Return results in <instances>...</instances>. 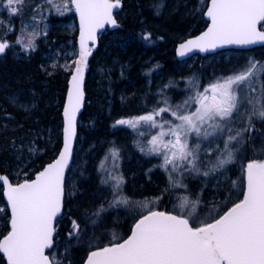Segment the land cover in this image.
Segmentation results:
<instances>
[{"label":"trees","instance_id":"obj_1","mask_svg":"<svg viewBox=\"0 0 264 264\" xmlns=\"http://www.w3.org/2000/svg\"><path fill=\"white\" fill-rule=\"evenodd\" d=\"M206 4L207 0H122V9L117 17L119 28L107 30L99 36L86 71L85 104L79 119L72 168L65 183L64 213L56 225L54 245L63 251L61 264H83L86 255L93 249L114 242V236L122 240L129 234L131 225L144 214L138 206L131 209L132 188L134 203L148 197L158 199V210L182 214L171 206L174 202L172 198L178 192L175 183L170 182L169 176L165 177V170L159 169L157 158H148L142 152L144 149L140 151L137 146L145 140L138 141L144 138L139 137L142 130L134 129V142L130 144L132 135L116 121L152 114L167 107L170 111L160 113L156 119L164 121L161 124L168 129L172 125V111L182 103L180 96L187 76L201 89L214 74L213 77L226 74L225 71L217 73V68L209 62L213 58L211 56L197 57L188 69L181 67L175 59L176 43L197 35L206 27L203 19ZM23 5L24 2L20 6ZM67 20H74L71 8L63 17H51L52 22ZM56 37L68 39L66 34H57ZM75 37L76 32L71 35L73 43ZM49 45L37 41V48L27 54L16 46L15 51L0 58V175L8 177L14 184L32 179L56 157L61 146V111L72 63L67 67H62L61 62L53 66L50 55H46ZM234 53L264 62V49ZM243 61L248 64L249 60ZM249 87L255 90L251 96H260L264 92V76H259ZM20 103L26 109L16 106ZM193 108H190V113ZM245 113L248 116V111ZM253 123V131L244 135L254 137V141L249 140L236 154L242 165L262 155L264 121L253 119ZM246 126L238 124L231 134ZM146 131L145 137H148ZM189 142L190 146L196 144L191 140ZM24 143L33 149L30 152L20 150L19 146ZM132 144L134 181L131 168H126L131 166L128 157L131 156ZM136 155L140 156L139 161ZM105 161L111 162L108 164L112 167L110 172L103 167ZM199 161L197 159L196 162ZM233 168L237 189L224 202L226 191L222 187L214 190L216 183L212 180L203 182L202 176L184 178L189 187L182 191L186 192L188 200L193 201L197 197L200 200L196 208L199 216L203 212L211 213L210 218L222 214L241 199L244 184L242 169L240 165ZM110 175L120 177L118 179L122 183L119 188L114 186L113 189L111 182L113 184L114 181L109 179ZM71 176L77 187L73 193L69 190ZM105 176L109 182L105 183ZM172 178L175 181V177ZM117 197L127 198L129 205L109 207V203ZM0 206L1 239L9 230V215L1 186ZM102 206L104 210L100 211ZM98 211L100 215H94ZM116 216L122 221L129 220V223L114 222ZM73 221L79 225V230L70 235L73 233ZM0 264H5L1 255Z\"/></svg>","mask_w":264,"mask_h":264},{"label":"snow or ice","instance_id":"obj_2","mask_svg":"<svg viewBox=\"0 0 264 264\" xmlns=\"http://www.w3.org/2000/svg\"><path fill=\"white\" fill-rule=\"evenodd\" d=\"M48 2L52 3V0ZM22 3L23 0H0L9 15L18 14ZM120 5L121 0H71L80 20V50L71 72L64 107L63 149L55 162L39 172L34 180L13 186L6 177L0 176L11 210L10 231L0 239V253L6 257L7 264H57L54 257L45 254V250L54 245L53 222L61 213L65 196V168L76 135V113L83 100L84 69L91 55L88 45L89 41L95 44L98 29L105 25L118 26L113 10ZM206 16L210 21L207 31L182 44L180 55L193 48L207 51L226 45L264 43V31L257 28L264 22V0H210ZM16 43L21 40L18 38ZM9 47L8 43L0 41V54ZM24 50H35L32 39L24 45ZM258 70L264 72V62L250 59L244 70L217 80L205 88L204 93H197L195 98L189 97L197 105L194 112L181 114V105L172 111L180 123L170 125L166 132L162 130L149 141L151 154L160 155L163 150L162 167L167 170L171 165L172 171L177 172L186 166L185 170L199 174L196 161L200 144L197 142L190 147V134L194 133L198 140L200 137L208 139L217 133L223 134L225 130L229 135L223 141L217 164L203 175L214 174L234 162L245 144L255 139L244 135L253 131V119L264 121L262 92L260 96L247 100L251 105L247 126L231 134L233 115L240 111L243 102L241 93L259 79ZM208 92L210 96L205 94ZM168 111L169 108L163 107L152 114L117 120L116 124L137 129L143 122L163 129L154 117ZM164 136L174 139L164 141ZM260 151L262 155L250 160L244 169L246 189L242 193L243 199L234 202L222 214L201 218L196 212L199 198L189 201L184 197L181 208L189 209L187 215L149 210L135 221L126 239L119 240L114 236V242L90 251L84 264H264V144ZM112 178L110 175L109 179ZM169 180L176 187L181 186L171 175ZM121 183L122 180H118L115 187L119 188ZM129 203L127 198L117 197L109 207L128 206ZM103 210L102 206L100 211ZM100 211L94 215L99 216ZM78 230L79 225L73 221L70 235Z\"/></svg>","mask_w":264,"mask_h":264},{"label":"rangeland","instance_id":"obj_3","mask_svg":"<svg viewBox=\"0 0 264 264\" xmlns=\"http://www.w3.org/2000/svg\"><path fill=\"white\" fill-rule=\"evenodd\" d=\"M23 2H24V5L19 7L18 14L16 15H9V13L4 9L3 4H0V14H2V18L0 19V40L6 41L9 43L10 47L8 49V52L11 53L15 51L16 46H18L20 51L23 54H27L30 50L25 51L24 45L27 44V41L29 39H32L34 42L35 49L37 48V41L42 42V44H45V43L50 44L47 47L48 52L46 55H50L51 60L53 61V66H57L58 63L61 62L62 67H67V65H70L72 63V68H73L76 54H77V46H76V43H73L71 41V35L77 32V24L74 20H67L64 22H59V21L52 22L51 21V17H55L56 15L63 17L67 14L69 8H71V0H52V3H49L48 0H23ZM65 5H67V7H65ZM50 30H53V31H52V35L49 36ZM57 34H60V35L66 34L68 35V39H63V37L57 38L56 37ZM18 38L21 40V43H16ZM247 57L248 56L246 55L243 58V55L239 53L235 54L234 52H225V53H221L217 57L212 58V60H210L209 62H212L214 67L217 68V73L218 72L221 73L222 71H225L224 73L226 74L213 77L215 75L214 74L213 76H211V80L210 79L207 80L208 81L207 85H205L204 87L202 86L201 89H199L197 85L194 84L189 79V76H187L188 78H186L185 85L182 90L183 94L180 96L181 97L180 102H182L180 104L182 106L180 108L181 114H190L189 110L192 106L195 107L193 108L192 111L194 112L196 110L197 105L195 104L194 99L190 100L189 97L195 98L197 93H204L205 88L209 87L211 84L215 83L217 80H222L223 78L227 76L234 75L244 70V68H246L248 64L244 63L243 59H248V60L251 59ZM240 58H243V59H240ZM193 60H191L190 63L189 62L181 63V67L188 69L189 67L193 65L194 63ZM237 67H239V70L235 71ZM262 75L264 76V72H259L258 70V76H262ZM249 85L252 86V83ZM249 85L246 86L241 93L243 97V102L241 104L240 111L238 113H234L233 115V119L231 122L232 133H234L236 127H238V124L241 123V124L247 125L248 116L245 112L248 111L249 113V111H251V105L247 103V100L249 98H253V99L255 98L254 96L250 95L252 94L251 92H254L255 90L252 87H249ZM205 94L208 95L211 93L208 92ZM185 101H188V102L185 103ZM16 106L21 107L22 109H26L25 105H23L22 103L18 105L16 104ZM154 118H157V116H155ZM171 120H172V125L180 123L178 120H176L173 117V115H172ZM156 122L158 125H162L161 123H163L164 121L156 120ZM221 123L225 124L228 122H221ZM137 129L142 130V133L139 135V137H144V138L138 139V137H136L135 139H138V141L141 139H145L142 143H140L144 145H140V144L137 145L139 146V150L142 151L144 149V151L142 152L145 154V156H148V158H151V157L157 158L159 162L158 164L159 169L165 170L163 172L165 174V177L167 178V176H170L172 173V177H175V182H179L181 185L180 187L175 186L178 192L175 193L172 198L174 199V202L171 206H173L174 211H178L182 214L186 212L185 215L188 214V211H189L188 208H181V203H182L183 198L188 197L186 192L182 191L186 186L189 187V184H187V182H185V179H184L187 177L194 176L198 178L202 176L204 178V180H202L203 182L205 180H210V181L212 180L214 183H216L214 186V190L222 187L224 192L226 191L225 192L226 198H223L222 202L226 201L229 195L233 194L236 191L237 180L236 178L233 177V169H234L233 167L236 165H240L241 169L243 168L242 163H240L237 160V156L233 163L225 165L223 168L219 169L214 174H210L208 176L203 175V172L209 171V169L213 168V166L217 164V157L220 155V150L223 148V141L229 135V132L227 130H225L223 134L217 133L216 136H210L208 137V139H203V137H200L199 140L194 133L190 134L189 141L191 140L194 143L199 142L200 144V150L198 152V159L200 161L199 163L196 162L197 167L200 169V173L197 174L196 172H189L185 170L186 166L185 168L179 169L177 172H173L172 166L169 165L166 170L164 167H162L163 162H164L163 161V150H161L160 155L151 154L149 152V149L152 147L149 144V141L152 139V137L159 135V133L162 130L166 132L168 129H166L164 126H163V129L159 126L152 127L151 125L145 124V123H141ZM239 129L240 128H238V130ZM145 130H147L146 136L149 135L148 137H145ZM163 139L164 141H167L169 139H174V137L169 136L168 138L164 136ZM189 145H190V142H189ZM19 149L20 150L23 149V150H26L27 152H30L33 148L31 145H27L24 143L23 145L19 146ZM139 157L140 156L136 155V158L138 161L140 160ZM108 164H111V162L107 163V161H105V163L103 164V167L106 172L108 170L110 172L112 169V167H110V165ZM240 171L238 173H240ZM176 173H178V175ZM70 178H71L72 183L70 184L69 190L73 193L77 188L76 183H75L76 181L74 178H72V176ZM107 178L108 177L105 176L106 181H107ZM111 180L114 181L113 184L111 182V185L113 186V189H114L115 188L114 186L117 184L119 180L118 176L113 177ZM107 182H109V180ZM222 183L224 185H222ZM158 202H159L158 199H153V198L148 197L144 200L134 203L135 205L133 204V206H131V209L133 210L135 207L136 208L139 207L140 211L143 213L149 210H156L157 209L156 206L158 205ZM1 211H2V207L0 206V212ZM196 212H197V209H196ZM210 216H211V213L203 212L200 217L210 218ZM130 217L131 216L127 218L131 220L132 218ZM124 221H122V218H119L118 216H116L114 220V222L116 223H120V222L129 223V220L127 221L126 219H124ZM116 231L121 232L120 229H117ZM58 248H56L57 250L55 249L56 251L52 253V257L56 259L57 264H61V259L64 256V254H63V251H61L60 249L58 250Z\"/></svg>","mask_w":264,"mask_h":264},{"label":"water","instance_id":"obj_4","mask_svg":"<svg viewBox=\"0 0 264 264\" xmlns=\"http://www.w3.org/2000/svg\"><path fill=\"white\" fill-rule=\"evenodd\" d=\"M113 2H115V0H113ZM209 4H210V0H208V2H207V6H206V9H205V11H204V13H203V18H204V20H205L206 23H207V26L205 27V29H204L201 33H199L198 35H196V36H192V37H189V38H187V39H185V40L179 42L178 44H176L174 52H175V58H176V60H177L178 62L186 61V60H188V59H190V58H192V57H194V56L205 57V56H207V55L216 54L217 52L225 51V50H239V51H245V50H251V49H254V48H260V47H263V46H264V43H257V44L250 45V46L226 45V46H223V47H217V48H215V49H213V50H207V51H200L199 49L193 48L191 51H187V50H186L184 55H180V54H179V49H180V46H181L182 44L187 43V41H189V40H194V39H196L197 37L201 36L205 31H207L208 26H209V24H210V21H209L208 17L206 16L207 7H208ZM121 8H122V3H121V5H120L119 8H116V9L113 10V17H114L115 20H116V15H117V13L121 10ZM72 9H73V14L75 15V21H76V24H77V27H78L77 36H76V45H77V56H76V59H75V61H76V60L79 58V50H80V20H79V16H78L77 13L75 12V9H74V8H72ZM116 22H117V21H116ZM262 23H263V22H261L260 24L257 25V28H258L259 31H260L259 27H260V25H261ZM117 25H118V24H117ZM117 28H118V26L105 25L103 28L97 30V39H96L95 44H93L91 41H89V45H88V46H89V48H90V50H91V55L88 57L87 65L89 64V61H90V59H91V57H92V54H93V52H94V50H95V48H96V46H97L99 35L102 34V33H104L106 29H109V30L113 31V30H116ZM6 43H7V42H6ZM4 54H5V52H4L3 54H0V57L3 56ZM74 68H75V63H74L73 70H74ZM86 68H87V66H86L85 69H84L83 100H82V102H81V106H80L79 111L76 113V135H75V137H74L73 140H72V153H71V156H70L69 161H68V167L65 168V179H66V175H67V173H68V171H69V169H70V167H71V163H72V160H73L74 145H75V141H76V137H77V127H78L79 117H80V114H81V112H82L83 105H84V101H85L84 85H85V73H86ZM70 79H71V74H70V77H69V80H68V83H67V92H66V95H65L64 105H63V108H62V111H61V118H62L61 146H60V149H59V152H58L56 158H55L53 161H51L50 163H54L55 160L59 157V154H60V152L62 151V149H63V145H64V131H63V129H64V107H65V105H66V103H67V95H68V88H69V81H70ZM50 163H49V164H50ZM49 164L45 165V166L42 168L41 171H43V169H44L45 167H47ZM246 165H247V164H246ZM246 165L244 166V169H245ZM41 171H39V172H41ZM39 172H38L37 174H39ZM37 174H36V175H37ZM36 175H35L31 180H34V179L36 178ZM4 177H5V176H4ZM6 178H7V177H6ZM7 179H8V178H7ZM8 180H9V179H8ZM31 180H27V181H31ZM9 181H10V180H9ZM23 182H25V181H23ZM23 182H21V183H23ZM10 183H11V182H10ZM244 183H245V184H244V190H245V189H246V177H245V173H244ZM11 184H12V183H11ZM18 184H20V183H18ZM0 185L2 186V189H3V201H4L5 205H6V208H7L8 213H9V223H8V224H9V231H10L11 210H10V207L8 206L7 198L4 196V186H3L2 181H0ZM12 185L15 186V185H17V184H12ZM242 199H243V196H242ZM62 213H63V205H62V209H61V213H60V215H58L57 218L55 219V221L53 222V223H54V228H55V225H56V221L61 217ZM130 234H131V231H130ZM130 234H129V235H130ZM6 235H7V234H6ZM54 235H55V232H54ZM50 249H51V248H50ZM48 250H49V249H46V250H45V254H46V255H47V251H48ZM1 255L3 256L2 253H1ZM86 258H87V257H86ZM3 259H4V261H5V264H7L6 257H3ZM85 260H86V259H85ZM84 262H85V261H84ZM83 264H84V263H83Z\"/></svg>","mask_w":264,"mask_h":264},{"label":"flooded vegetation","instance_id":"obj_5","mask_svg":"<svg viewBox=\"0 0 264 264\" xmlns=\"http://www.w3.org/2000/svg\"><path fill=\"white\" fill-rule=\"evenodd\" d=\"M260 28L264 31V23L262 24V26ZM132 118H134V116ZM126 131H129L130 134L132 135L131 142H133V139H134V129H132L131 127L126 126ZM130 146H131V149H130V153H131V156H130L131 166H126V168H131L130 174H131L132 181H134V156H132V153H134V145L132 144ZM133 187H134V184H133ZM132 196H133L132 201H134V189L133 188H132Z\"/></svg>","mask_w":264,"mask_h":264}]
</instances>
